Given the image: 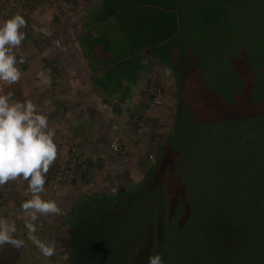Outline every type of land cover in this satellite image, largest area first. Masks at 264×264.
<instances>
[{"label":"rangeland","instance_id":"obj_1","mask_svg":"<svg viewBox=\"0 0 264 264\" xmlns=\"http://www.w3.org/2000/svg\"><path fill=\"white\" fill-rule=\"evenodd\" d=\"M110 7L117 25L106 22L105 50L159 53L178 88L171 102L151 103L145 118L104 111L96 120V113L81 136L68 123L54 142L64 178L47 179L41 194L62 214L40 215L36 236L54 243V253L65 248L62 264H148L155 255L163 264H264V0H113ZM68 144L95 165L84 180L66 161ZM9 183L0 217L22 222L23 231L28 182ZM121 188L130 193L118 196ZM92 192L105 198L87 195L69 209ZM10 248L3 264H61L38 247L30 255Z\"/></svg>","mask_w":264,"mask_h":264},{"label":"crops","instance_id":"obj_2","mask_svg":"<svg viewBox=\"0 0 264 264\" xmlns=\"http://www.w3.org/2000/svg\"><path fill=\"white\" fill-rule=\"evenodd\" d=\"M72 1L56 0L59 6L53 0L35 1L36 12L32 8L27 28L21 29L26 38L13 50L17 59L23 56L26 60L18 65L22 77L19 83L5 85L2 93L12 92L15 100H30L37 105L48 117L49 127L55 130L54 142L65 137L70 122L72 130L81 136L85 119L96 113H99L96 120L105 115L104 111L117 116L124 114L127 120L144 117V113L154 109L145 103L155 86L161 89L157 98L161 96L169 103L177 85L173 69L160 65L159 53L155 51L147 49L119 56L105 50L106 22L111 20L109 25H117V19L113 18L117 8L110 7L113 0ZM8 4V0H0V26L11 18ZM51 5L57 12L50 14ZM39 6L44 7L47 16ZM45 34L49 35L46 42L42 40ZM31 42L35 46L32 49ZM116 108L122 110L115 111ZM9 185L13 186L8 182L0 187V193Z\"/></svg>","mask_w":264,"mask_h":264},{"label":"clouds","instance_id":"obj_3","mask_svg":"<svg viewBox=\"0 0 264 264\" xmlns=\"http://www.w3.org/2000/svg\"><path fill=\"white\" fill-rule=\"evenodd\" d=\"M26 27L27 21L19 14L0 26V82L5 85L19 83L22 77L18 65L26 60L23 56L17 59L13 50L19 48L26 38L21 31ZM54 137L55 130L49 127L48 117L42 114L37 105L30 100H15L12 92L0 95V187L21 178L28 182L27 190L32 198L21 204L24 216L28 218L24 227L28 240L45 257L54 255L55 245L45 244L37 238L36 221L40 215L62 214L55 201L45 200L41 196L46 191V174L58 156ZM17 233L15 222L0 217V246L23 248L26 242L15 238ZM148 264H163V259L160 255L150 256Z\"/></svg>","mask_w":264,"mask_h":264},{"label":"trees","instance_id":"obj_4","mask_svg":"<svg viewBox=\"0 0 264 264\" xmlns=\"http://www.w3.org/2000/svg\"><path fill=\"white\" fill-rule=\"evenodd\" d=\"M35 1L36 0H25V6L24 7L26 8V10H25L26 13H28V9H29L30 3L31 2H35ZM9 12L11 13V16H13V14H12L13 13V8L12 7L10 8ZM24 18L26 20L27 16H24ZM175 78H176V76H175ZM177 88H178V85H177ZM152 98H153V93L152 94L150 93V95L148 94L147 101L145 103V106L148 103L149 104H151V103H157V101L156 102H151L152 101ZM139 118H140V116L137 117V119H139ZM57 147H58V145H57ZM71 147H73V146L70 144V148H67L66 161H67V163L69 165H71V168H73V167H79L80 168L79 170H80V176L82 178L81 180H84L86 178V176H87V171L90 170L92 167L95 169V165L93 164L92 159L89 156H86L85 154H83L81 152L80 153H78V152L71 153ZM162 150H163V145L162 144H159L157 150L155 151L154 157L151 159V155L148 156L151 159L152 163L148 167V170L149 171L147 170L146 174L143 176L144 178L150 172V170H153V162L160 157V155L162 154ZM78 155L79 156H82V160L81 161H78ZM57 161H58V159H56V161L54 162V164L50 167V169L48 171L49 172V176L47 175V178H46V180H47L49 178L51 179L54 175H55V177L58 175L57 180H53V178H52V181L51 182H53L54 184L55 183L57 184L62 178H64L63 172L65 171L64 169L62 170L63 167H60V169H58V168L56 169L55 168V166L57 164ZM69 181H70V183H73V179L72 180H69ZM63 182L64 181L62 180L61 183H63ZM139 182L140 181H138V183ZM132 189H133V187H132ZM119 192H120V194H118V196L119 195H122L124 193L125 194L130 193L129 191H124L123 188H121V191H119ZM94 194H98L99 196L105 198L104 195L99 194L98 192H92L90 194H82L79 197V199H77L75 202H73V204H71L69 206V209H71L72 207L76 206L79 202H81V201L83 202L84 200H86V198L88 197L87 195H91L92 196ZM110 199H112V198H110ZM65 223L66 222L64 221V219L63 220H60V223L57 225L58 227L56 226L55 229H54L55 237H56V233H58L60 227H66L65 226ZM22 225L23 224L20 221H18L16 223V226L18 228V233L20 232V235L17 237V239H22V238H20V236H21V237H24L23 239L26 242L25 243V246L23 248H20V249L23 250V251H28L27 254H29V255L32 254V253L33 254H36L37 246L32 241L28 240V238H27V229L24 228V230L22 231V229H21ZM52 235L54 237V234L53 233H52ZM10 246L11 245L0 246V264H3L4 261H6L8 257H10L11 255L14 254V251L13 252L11 251ZM20 249H16L15 248V252H19ZM61 252L62 253H60V252L54 253L55 254V261L57 259L58 262H60V263L65 260V255H66L65 248L62 249Z\"/></svg>","mask_w":264,"mask_h":264},{"label":"built area","instance_id":"obj_5","mask_svg":"<svg viewBox=\"0 0 264 264\" xmlns=\"http://www.w3.org/2000/svg\"><path fill=\"white\" fill-rule=\"evenodd\" d=\"M8 2H9L8 6L10 8L11 7L13 8V16L19 14V15H22L24 17V14L26 13L25 7H24L25 6V0H8ZM29 44H30V46H29L30 49L35 47L32 42ZM54 44L57 45V42H55ZM4 86H5V84L3 82H0V95H2V93H3V87ZM158 92H159L158 89H154V90L150 91V93L151 94L153 93V95H154L151 102H156V99H157L156 94H158ZM67 147L70 148V145L68 144ZM109 148H110V150L113 151V150L117 149V146L114 143H111V144H109ZM73 152H75V147H71V153H73ZM55 178L57 179L58 175Z\"/></svg>","mask_w":264,"mask_h":264}]
</instances>
